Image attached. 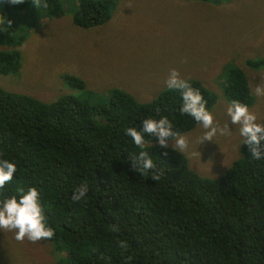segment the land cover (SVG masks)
<instances>
[{
	"label": "trees",
	"instance_id": "obj_1",
	"mask_svg": "<svg viewBox=\"0 0 264 264\" xmlns=\"http://www.w3.org/2000/svg\"><path fill=\"white\" fill-rule=\"evenodd\" d=\"M66 1L42 0L47 8L37 9L32 0H0V43L25 41L17 40L20 11L59 15L67 13ZM71 1L74 24L90 28L111 20L120 0ZM246 65L263 68L264 58L247 59ZM21 68L18 49L0 51V76ZM65 78L86 87L80 78ZM186 80L212 113L217 95L200 80ZM225 95L229 103L253 105L241 68L229 70ZM182 104L181 93L168 88L145 103L112 88L105 102L93 104L71 94L45 102L0 85V160L17 165L0 200L37 188L45 224L54 230L55 264H264V159L252 158L242 144L241 157L209 178L191 169L184 153L162 148L158 138L144 133L140 149L126 135L129 127L142 131L148 118L167 117L180 134L194 130L200 124L181 114ZM142 150L155 165L147 175L131 167L130 157ZM84 184L87 195L73 202L75 189ZM118 241L127 243L126 251Z\"/></svg>",
	"mask_w": 264,
	"mask_h": 264
},
{
	"label": "rangeland",
	"instance_id": "obj_2",
	"mask_svg": "<svg viewBox=\"0 0 264 264\" xmlns=\"http://www.w3.org/2000/svg\"><path fill=\"white\" fill-rule=\"evenodd\" d=\"M219 1L120 0L111 20L90 28L74 24L71 0L65 2L67 13L59 15L20 11L23 29L17 40L24 36L25 41L0 43V51L18 49L22 68L1 75L0 85L45 102L71 94L93 104L105 102L118 88L145 103L167 89L165 81L175 68L182 79L200 80L217 95L214 124H229L230 135L217 134L201 145L198 138L205 130L200 125L181 134L189 141L184 154L191 169L217 178L241 157L244 139L226 113L225 86L233 66L247 76L254 96L249 110L264 124V97L253 92L264 67L246 65L247 59L264 58V0ZM65 76L84 80L85 89L72 86ZM14 237L15 231L0 230V264L56 263L50 240L32 243Z\"/></svg>",
	"mask_w": 264,
	"mask_h": 264
},
{
	"label": "clouds",
	"instance_id": "obj_3",
	"mask_svg": "<svg viewBox=\"0 0 264 264\" xmlns=\"http://www.w3.org/2000/svg\"><path fill=\"white\" fill-rule=\"evenodd\" d=\"M13 5L24 3V0H6ZM32 4L39 9L41 6L47 8V4L42 0H32ZM9 23H11L9 21ZM105 24V23H104ZM96 27V26H95ZM165 84L170 90H178L181 93L183 104L180 108L181 114L190 115L205 130L198 138L201 145L205 141H213V137L219 135H230L229 124L223 127L214 124V117L206 108V101L199 90L194 89L187 80L181 78L177 69L170 70ZM253 92L258 97H264V78L261 84L255 86ZM230 122L238 127L243 144H247L251 157L254 159H264V124L257 122V116L251 112L247 105L237 100L231 101L226 108ZM142 131L135 127L125 130L126 135L131 137L134 144L143 149L145 147L144 133L158 138L159 145L167 149L169 141L172 148L184 153L189 149L188 139L179 132L173 131V125L167 117L159 120L145 119L141 127ZM131 167L141 175H147L149 170L155 168L153 160L146 151H140L138 155L130 157ZM17 172V165L14 162L3 159L0 160V190H3L12 181ZM158 173L152 174L153 180L159 179ZM88 193L87 184L77 187L71 197L73 202H80ZM0 230L4 232L15 231V239L23 242L25 238L32 243L41 240H50L54 236V230L45 224V216L40 204V193L36 187L29 188L26 192L20 191L19 199L16 195L0 200ZM117 230V229H114ZM121 249L127 250V243L118 241Z\"/></svg>",
	"mask_w": 264,
	"mask_h": 264
}]
</instances>
